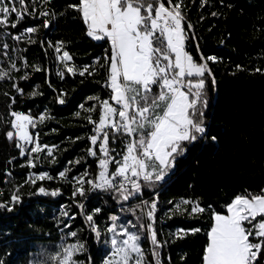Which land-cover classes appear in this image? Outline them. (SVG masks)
Listing matches in <instances>:
<instances>
[{"label":"trees","instance_id":"trees-1","mask_svg":"<svg viewBox=\"0 0 264 264\" xmlns=\"http://www.w3.org/2000/svg\"><path fill=\"white\" fill-rule=\"evenodd\" d=\"M178 2H182L185 18L186 50L197 62L201 55L217 57L208 62L211 75H206L205 132L191 143L184 142L185 151L176 156L174 167L162 181L145 186L128 201L102 190L73 196L77 177L88 171L86 179L95 178L98 172L97 157L88 155L93 123L87 117L97 122L100 100L112 94L106 85L104 56L111 54L110 42L87 35L81 13L71 7L79 0H26L32 14L25 15L15 28L10 26L15 16L10 17L9 26L0 25V72L8 73L0 79V204L7 205L0 207V264H43L66 238L86 245L79 260L88 264L90 258L93 264H103L110 252V217L115 215L118 224L131 222L138 229L147 219L138 221L142 209L137 206L153 199L157 202L154 227L162 245L161 264H203L213 214H226L237 195L264 190V0H173V4ZM29 27L36 31L26 33ZM59 42L63 48L57 52ZM65 50L73 57L67 66L57 58ZM94 57L100 58L96 67L91 64ZM13 63L16 69L11 68ZM70 65L74 72L67 71ZM86 67L91 74L81 76L79 71ZM33 92L40 94L33 96ZM93 107L95 111H86ZM13 111L34 119L46 115L43 123L36 120V127L29 129L39 134L41 145L52 146V156L46 151L20 155L17 139L6 136L8 131L15 132L10 124ZM123 140L119 137L109 147L122 152ZM35 156L40 157L35 160L37 167H28V159ZM66 169L70 170L67 178H60L59 173ZM41 171L53 179L35 185L26 182L30 173ZM40 187L46 192L39 193ZM55 190L58 195L52 196ZM13 195L20 199L12 202ZM185 200L189 203L183 204ZM191 203L204 211L193 213ZM95 208H101L94 216L99 238L86 220V214ZM62 211L69 216L61 215ZM195 228L201 231L183 238L174 235L180 229ZM69 231L77 236H68ZM142 247L150 264H155L146 231Z\"/></svg>","mask_w":264,"mask_h":264},{"label":"snow or ice","instance_id":"snow-or-ice-1","mask_svg":"<svg viewBox=\"0 0 264 264\" xmlns=\"http://www.w3.org/2000/svg\"><path fill=\"white\" fill-rule=\"evenodd\" d=\"M44 2L48 3V0ZM71 7L81 13L88 36L110 42L111 54L105 56L109 73L107 86L112 93L110 100L116 105L114 107L107 99L101 101L98 123L91 116L87 117L95 125L94 134L88 139L92 146H96L88 149V155L97 157L100 154L98 172L95 178L86 179L90 177L88 171L77 177L73 196L84 197L87 192L102 190L128 201L140 194L145 186L162 181L174 167L176 156L185 151L184 142L191 143L197 139L198 133L205 132L206 75H211L208 62H215L217 57L201 55L197 62L186 50L188 37L181 12L182 2L173 4V0H167L166 6L164 0H79ZM30 14L26 0H0V25L9 26L10 17L15 16L16 21L10 24L15 28L25 15ZM39 14L48 15L47 12ZM44 26H48L47 21ZM188 28H191L190 24ZM35 31L34 27L25 30L26 33ZM62 48L63 42L55 46L57 52ZM60 59L66 64L73 57L65 50ZM11 68L16 69V64L13 63ZM67 71L74 72L75 69L67 67ZM85 73L90 75V69L86 67L79 71L81 76ZM7 75V72H0V79ZM22 79H27V76ZM211 83L215 85L214 78ZM39 94L33 92L31 95ZM92 99L99 100V97ZM59 103H64V100L60 99ZM95 110L94 107L86 109L88 112ZM11 116L14 119L10 124L15 132L8 131L6 136L18 140L21 156H25L26 151L29 156L44 151L52 156V147L41 145L39 134L29 132V126L36 127V120L44 122L47 118L45 114L34 119L30 114L13 111ZM119 137L126 138L122 141L123 151L115 152L109 145ZM30 144L33 146L29 149ZM38 159L39 156L28 159L27 166L37 167L35 160ZM110 166L114 170L110 171ZM68 171H61L59 177L66 179ZM46 179L53 177L41 171L30 173L26 182L35 185L37 181ZM85 185L89 186L87 190ZM38 191L43 194L46 189L40 187ZM58 192L52 191L51 195L56 196ZM19 199L16 195L11 197L12 202ZM182 203L189 202L185 200ZM0 207L7 205L0 204ZM137 207L142 209L138 221L147 219L138 229L136 224H118L117 216L110 217L112 223L107 232L112 234L111 252L103 264H150L142 247L144 231L153 246L151 254L155 264H161L159 248L162 245L154 227L157 202L155 199L150 203L141 201ZM179 208L180 205H176V209ZM191 211L203 212L204 209L196 205ZM100 212L101 208H95L86 214L89 227L98 238L101 233L94 216ZM227 212V215L213 214L203 264H260L261 257H264V190L235 196L228 204ZM61 215L69 216V213L62 211ZM199 231V228L180 229L174 235L183 238L189 232ZM67 235L76 237L77 232L69 231ZM86 251V245L80 241L61 245L43 264H85L76 257ZM88 264H93L90 258Z\"/></svg>","mask_w":264,"mask_h":264},{"label":"built area","instance_id":"built-area-1","mask_svg":"<svg viewBox=\"0 0 264 264\" xmlns=\"http://www.w3.org/2000/svg\"><path fill=\"white\" fill-rule=\"evenodd\" d=\"M164 2H165V5L167 6V0H164ZM185 35H186V34H185ZM186 36H187V35H186ZM106 51H107V49L105 48V49H104V52L106 53ZM61 56H62V54H60V53L57 55V58H58L59 61H61V59H60ZM104 56H106V55H104ZM99 59H100L99 57H94V58L92 59L91 64H93V65H92L93 67H96V65L99 63ZM72 62H73V61L71 60V61H68L67 63L72 64ZM106 65H107V69H108L107 61H106ZM86 66H87V67H90V65H88V64H86ZM70 67H72V66L70 65ZM83 69H84V68H83ZM83 69H82V70H83ZM95 71H96V69L94 70V72H95ZM108 75H109V73H108V71H107V75H106V85H107V81H108ZM106 99L109 100V102H110L114 107H116L115 102H114V101H111L110 98H104V99L100 100V102L103 101V100H106ZM99 107H100V104H99ZM13 119H14V117H13ZM97 123H98V121H97ZM94 127H95V125L93 124L92 127H91V132H90L89 135H88V138H89L91 135L94 134ZM29 132L31 133V131H29ZM31 134H33V133H31ZM33 135H34V134H33ZM125 139H126V138H125ZM17 142H18V140H17ZM17 142H16V147H17ZM89 142H90V140H89ZM122 144H123V143H122ZM42 145H43V144H42ZM32 146H33V145L30 144V145H28V148L30 149ZM47 146H49V145H47ZM123 146H124V145H123ZM49 147H52V146H49ZM91 147H96V146H92V145H91ZM17 149H19V148L17 147ZM19 151H20V150H19ZM26 153H27V151H26ZM99 155H100V154H99ZM99 155H98V156H99ZM98 156H97V159L100 158V156H99V157H98ZM91 157H92V156H91ZM97 164H98V163H97ZM32 173H37V172H32ZM37 174H38V173H37ZM75 178H76V177H75ZM126 186H127V185H126ZM80 208H81V205H80Z\"/></svg>","mask_w":264,"mask_h":264},{"label":"rangeland","instance_id":"rangeland-1","mask_svg":"<svg viewBox=\"0 0 264 264\" xmlns=\"http://www.w3.org/2000/svg\"><path fill=\"white\" fill-rule=\"evenodd\" d=\"M29 131H30V129H29ZM188 202H189V201H188ZM191 204H192V203H191ZM196 205H197V204L193 203V204H192V207H194V206H196ZM131 230H132V231H135L134 229H131ZM117 231H119V229H118ZM111 237H112V234L109 233V234H108V239H109L110 252H111V244H110ZM123 238H124V237H121V239H123ZM69 243H75V242L69 241L68 238H66V239H63V240L61 241L60 246H61V245H66V244H69ZM110 252H109V255H110ZM78 255H79V254H77L76 259H78ZM109 255H108V256H109ZM78 260H79V259H78Z\"/></svg>","mask_w":264,"mask_h":264},{"label":"crops","instance_id":"crops-1","mask_svg":"<svg viewBox=\"0 0 264 264\" xmlns=\"http://www.w3.org/2000/svg\"><path fill=\"white\" fill-rule=\"evenodd\" d=\"M227 214H228V212L225 215H227Z\"/></svg>","mask_w":264,"mask_h":264}]
</instances>
